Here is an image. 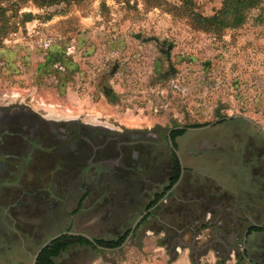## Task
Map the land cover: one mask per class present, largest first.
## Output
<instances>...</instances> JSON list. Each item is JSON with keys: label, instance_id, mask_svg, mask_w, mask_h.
<instances>
[{"label": "rangeland", "instance_id": "rangeland-1", "mask_svg": "<svg viewBox=\"0 0 264 264\" xmlns=\"http://www.w3.org/2000/svg\"><path fill=\"white\" fill-rule=\"evenodd\" d=\"M222 1L191 0L193 13L209 19L202 25L182 0H0L9 21L0 40V110L23 108L45 121L81 123L126 139L234 116L264 130V2L232 16L221 12ZM176 145L187 171L212 173L230 164L238 169L244 155L263 147L264 136L237 120L183 131ZM195 154L203 159L193 162ZM191 177L184 174L183 188ZM91 202L78 210L71 204L70 223L66 216L56 226L24 221L14 234L5 221L0 264H32L61 233L115 241L142 214L138 207L117 225L101 223L112 211L91 210ZM167 212L157 214L166 220ZM157 226L148 219L138 233ZM134 237L113 251L74 242L54 263L130 264L129 245L143 247Z\"/></svg>", "mask_w": 264, "mask_h": 264}, {"label": "flooded vegetation", "instance_id": "flooded-vegetation-1", "mask_svg": "<svg viewBox=\"0 0 264 264\" xmlns=\"http://www.w3.org/2000/svg\"><path fill=\"white\" fill-rule=\"evenodd\" d=\"M176 129L153 137L126 139L123 133L113 135L90 125L45 121L23 108L0 110V227L9 221L16 234L15 226L24 221L56 226L66 216L70 223V205L84 209L89 199L91 210L111 209L101 223L119 224L141 207L138 218L146 216L132 236L148 219L161 226L157 213L162 214L165 208L169 211L170 206L177 212L176 206L190 201L193 191L201 186L191 177L183 188L184 174L192 171H187L176 138L171 137L187 130ZM175 173L178 179L171 189L160 199L155 198L168 187ZM134 223L126 230L125 240ZM76 238L87 241L81 236Z\"/></svg>", "mask_w": 264, "mask_h": 264}, {"label": "crops", "instance_id": "crops-1", "mask_svg": "<svg viewBox=\"0 0 264 264\" xmlns=\"http://www.w3.org/2000/svg\"><path fill=\"white\" fill-rule=\"evenodd\" d=\"M264 145L244 155L238 169L192 170L201 186L192 199L170 206L167 219L158 228H143V247L130 244V264H264ZM201 156V157H200ZM203 159L195 154L193 162ZM211 163V162H209ZM211 166V164H209ZM210 168V167H209ZM172 205V204H171ZM188 215L205 225L196 236L182 234L185 244L172 257L164 246L168 225L178 226ZM133 256V257H132Z\"/></svg>", "mask_w": 264, "mask_h": 264}, {"label": "trees", "instance_id": "trees-1", "mask_svg": "<svg viewBox=\"0 0 264 264\" xmlns=\"http://www.w3.org/2000/svg\"><path fill=\"white\" fill-rule=\"evenodd\" d=\"M261 1L264 2V0H223L222 1L223 9L221 12L226 11L227 13H231L232 16L239 15V9H250ZM41 2L52 4V3H58L59 0H41ZM182 2H183L184 10L189 9L190 16H195V18L202 19V25L207 24L209 20L208 18L203 19L193 13L191 0H182ZM211 20H214V17H212ZM8 25H9V21L6 18V10L0 7V40L7 35V31L9 30ZM231 121L235 122L237 120H230L227 122H231ZM239 121H242V120H239ZM181 133L183 132L177 131L176 133L171 135L172 139L176 138V136H178ZM261 135L263 134L261 133ZM175 169H176V172H178L179 167L177 166V163H175ZM177 179H178V173H175L174 178L170 181L168 187L163 191V193H161V195L159 194L155 195V198L160 199L161 197H163L165 195V192L171 189V187L174 185ZM158 209L159 207L157 208V210ZM186 218L187 219L185 221L181 219V222L178 226L168 225V231L171 232L172 235L165 238L164 246L170 257H172V254L175 252V249L177 247H180L182 245L185 246V244L181 240L182 234L188 232L191 235L196 236L202 229L206 227L205 225H200L198 227L195 226L194 223L198 221V218L196 217L192 218V215H189ZM127 235L128 234L126 233L124 236H121V237L116 236L118 239L115 241H109V242H104V241L98 242L97 241L95 243L97 246L101 248L118 249L124 242L125 237ZM76 239L81 240L80 242L90 244L88 241H85L81 238L70 237L66 235L62 236L59 239L51 242L46 248H44L41 251L36 264H55L54 260H57L60 253H64L66 249L75 242ZM94 249L98 251L97 248L94 247Z\"/></svg>", "mask_w": 264, "mask_h": 264}, {"label": "water", "instance_id": "water-1", "mask_svg": "<svg viewBox=\"0 0 264 264\" xmlns=\"http://www.w3.org/2000/svg\"><path fill=\"white\" fill-rule=\"evenodd\" d=\"M230 120H242V121H244L245 123H247L248 125H250V126L256 128L260 133H262V134L264 135V130H263V129H261L257 124H255L254 122H252L251 120H249L248 118H246V117H244V116L226 117V118H222V119H220V120H218V121H216V122H214V123H211V124H209V125H207V126H204V127H202V128H196V129L194 128V129H186V130H187V131H190V132L204 131V130L210 129L211 127L215 126V125L218 124V123H221V122H227V121H230ZM176 130H179V131H180V130H184V128H177ZM145 216H146V214L142 215L141 217H139V218L137 219V221L134 223V225H133V227H132V231H131V233L129 234L128 238L124 241V243H123V244H122L117 250L122 249V248L125 246V244L130 240V238H131V236H132V234H133V231L135 230V228L139 225V223L142 221V219H143ZM65 235H66V236H70V237H78V236H81V237L85 238V239H86V240H87L92 246H94L95 248H97V249H99V250H101V251H111V250H106V249H102V248L98 247V246L96 245V243H95L93 240H91L89 237H86V236H84V235H78V234H73V233H65V234L57 235V236L53 237L52 239H50L49 241H47V242L42 246V248L37 252V254L34 256L33 261H32V264H36V262H37V258H38V255L40 254V252H41L44 248H46L51 242H53V241L59 239V238L62 237V236H65Z\"/></svg>", "mask_w": 264, "mask_h": 264}]
</instances>
